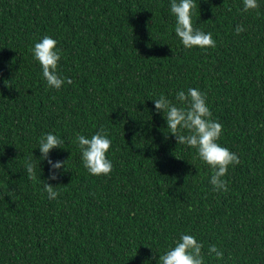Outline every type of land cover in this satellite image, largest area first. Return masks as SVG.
<instances>
[{
    "label": "trees",
    "instance_id": "obj_1",
    "mask_svg": "<svg viewBox=\"0 0 264 264\" xmlns=\"http://www.w3.org/2000/svg\"><path fill=\"white\" fill-rule=\"evenodd\" d=\"M170 2L0 0V264H160L181 234L203 245L204 264H264V0L248 12L243 0H194L193 27L216 41L204 49L182 45ZM45 35L61 53L58 90L32 53ZM189 88L239 158L227 192L155 110L161 95L183 106ZM101 129L113 168L94 176L76 137ZM47 133L64 140L48 154L65 161L57 180L38 147Z\"/></svg>",
    "mask_w": 264,
    "mask_h": 264
},
{
    "label": "clouds",
    "instance_id": "obj_2",
    "mask_svg": "<svg viewBox=\"0 0 264 264\" xmlns=\"http://www.w3.org/2000/svg\"><path fill=\"white\" fill-rule=\"evenodd\" d=\"M196 7L194 0H171L170 11L175 16V34L187 49L193 47L215 48L216 41L212 38L211 33H205L193 27L192 10ZM258 8V0H243L242 10L244 12ZM244 31L245 28L242 25H237L235 28L237 35ZM56 45L55 39L45 35L34 44L32 53L42 68V75L47 85L58 90L63 85L64 79L57 72L61 53ZM67 83L71 84V79H68ZM176 99L183 106H176L164 95L153 100L156 112L163 113L169 133L175 137L176 143L195 149L198 158L212 169L209 182L213 189L227 192L229 190L228 182L224 177L228 173L229 166L237 165L240 161L235 153L217 143L222 134L223 125L212 119V113L206 103L207 96L199 89L189 88L187 93L179 91L176 94ZM182 130H186L187 135L181 134ZM76 140L83 166L87 171L94 176L109 175L113 165L106 154L112 141L107 138L106 131L101 129L91 138L78 134ZM63 144L64 140L52 133H47L39 141L41 159H46L50 166L48 180H57V171L64 168L65 161L53 162L48 159L50 150L63 148ZM25 167L28 178L35 179V166L31 163V158ZM43 189L49 200H55L59 196L56 186L43 182ZM202 248L203 245L193 235L181 234L174 247H170L159 257L160 264H204ZM208 252L209 255L214 254L217 260L223 258V252L216 245H211Z\"/></svg>",
    "mask_w": 264,
    "mask_h": 264
}]
</instances>
